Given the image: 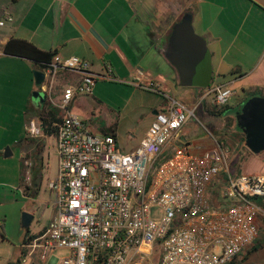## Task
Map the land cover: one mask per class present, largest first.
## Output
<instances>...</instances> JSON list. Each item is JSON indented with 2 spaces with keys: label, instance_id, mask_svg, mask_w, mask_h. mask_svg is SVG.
I'll list each match as a JSON object with an SVG mask.
<instances>
[{
  "label": "built area",
  "instance_id": "obj_1",
  "mask_svg": "<svg viewBox=\"0 0 264 264\" xmlns=\"http://www.w3.org/2000/svg\"><path fill=\"white\" fill-rule=\"evenodd\" d=\"M13 21L7 13L0 26ZM91 67L69 57L44 71L45 96L63 112L55 124L59 169L49 182L55 215L25 245L28 255L45 259L68 248V256H53L59 264H226L255 244L262 210L254 199L264 197V175H233L227 144L216 140L198 154L181 135L197 121L200 104H227L234 83H214L190 106L137 68L130 83L162 93L164 103L138 147L126 152L116 136L70 113L73 101L91 96L98 81L116 80L110 65L102 73ZM64 70L79 76L61 84ZM26 131L30 138L43 135L38 120Z\"/></svg>",
  "mask_w": 264,
  "mask_h": 264
},
{
  "label": "crops",
  "instance_id": "obj_2",
  "mask_svg": "<svg viewBox=\"0 0 264 264\" xmlns=\"http://www.w3.org/2000/svg\"><path fill=\"white\" fill-rule=\"evenodd\" d=\"M187 12L193 14L194 29L207 40L212 55V78L205 89L232 81L238 104L248 92L264 93V0H0V20L7 13L14 18L0 26V50L11 38L24 39L55 52L56 63L79 57L91 63L94 73H102L110 65L113 76L125 84L141 68L163 93L174 95L171 82L177 89L184 86L164 50L174 23ZM36 71L28 59L0 56L1 157L6 145L17 148L25 143L29 147L26 126L32 119L39 121L45 98L42 85L36 82ZM184 88L193 89L183 92L185 98L203 96L200 87ZM77 98L69 110L78 116ZM155 110L151 113L153 119ZM148 130L135 147L122 149L135 150ZM24 132L25 139L20 141ZM189 143L196 153L203 148ZM40 166L45 168L41 158ZM246 175L264 173L255 169ZM52 207L49 222L55 215L53 202ZM262 263L248 260L245 264ZM49 264L59 262L52 256Z\"/></svg>",
  "mask_w": 264,
  "mask_h": 264
},
{
  "label": "rangeland",
  "instance_id": "obj_3",
  "mask_svg": "<svg viewBox=\"0 0 264 264\" xmlns=\"http://www.w3.org/2000/svg\"><path fill=\"white\" fill-rule=\"evenodd\" d=\"M171 85L175 88L174 96L180 97L186 104L202 102L200 95L196 98L183 96V92L193 89L181 86L177 89L173 82ZM163 103L162 93L140 89L134 84H125L118 79L100 80L94 86L91 96H78L75 111L78 108V117L89 122L98 131L109 130L112 125L117 124L115 128L118 144L128 150L135 147L138 140L150 129L154 120L151 113ZM203 104H200L195 113L197 121L190 120L183 129V137L186 140L203 147L197 153L202 154L214 148L216 139L223 140L231 150L228 154V165L233 175H243L255 169L264 173V151L259 154L252 153L246 147L243 131L238 127V96L229 99L231 109L227 115L220 118L205 112ZM57 110L63 114L61 110ZM25 135L24 132L20 141L25 139ZM46 137L44 134L36 138L29 137V147L25 143L17 148L6 145L2 153L9 151L11 155L0 156V224L6 237L5 240L0 237V264L16 263L22 259L23 252L27 255L22 264H49L52 256L62 259L69 255L68 248H59L45 259L40 255L31 257L23 246V239L27 235V228L22 222L24 214L34 217L28 228L30 236L37 235L53 214L52 202L55 196L49 188V182L58 175L59 160L55 137ZM40 158L43 159L44 169L40 166ZM256 204L262 210L258 219V240L261 247L249 261L264 262V200H258Z\"/></svg>",
  "mask_w": 264,
  "mask_h": 264
},
{
  "label": "water",
  "instance_id": "obj_4",
  "mask_svg": "<svg viewBox=\"0 0 264 264\" xmlns=\"http://www.w3.org/2000/svg\"><path fill=\"white\" fill-rule=\"evenodd\" d=\"M164 55L179 73L181 85L208 86L212 78V55L207 40L196 33L193 14L187 12L174 23ZM38 85L45 80L43 70L35 72ZM154 114H157L155 110ZM239 128L245 135L246 147L254 154L264 151V96L251 97L236 114ZM11 152L7 151L8 157ZM34 217L24 214L23 225L30 227Z\"/></svg>",
  "mask_w": 264,
  "mask_h": 264
},
{
  "label": "trees",
  "instance_id": "obj_5",
  "mask_svg": "<svg viewBox=\"0 0 264 264\" xmlns=\"http://www.w3.org/2000/svg\"><path fill=\"white\" fill-rule=\"evenodd\" d=\"M3 51H4V54L10 55V56L28 59L34 63L37 70H43V71H46L52 67L53 63L55 62L56 56H57L55 52L42 50L38 48L36 45H34L33 43L27 40H24V39H19V38H11L6 43ZM78 76L79 75L69 70H64L60 72L61 81H66L67 83L74 82L78 78ZM205 88L206 86H201L200 87L201 92L202 91L205 92L206 90ZM256 95L264 96V93L260 90H256L254 92H248L243 102L236 106L237 110L240 111L241 108L244 106V104L251 97L256 96ZM203 105H204L205 112H207L211 116L219 117V118L227 115L231 109L228 103L225 105H210L205 101ZM38 118L42 126L43 134L47 137L56 136L57 127L55 126V124L61 122L63 120V116L62 114L58 113L57 108H55L49 102L46 96L44 98V103L42 105ZM116 125L117 124L112 125L109 130H101V133L113 134L114 136L117 137V131L115 128ZM26 139L29 140L30 138L27 136ZM216 140L219 144L221 143L226 144V142L223 140H219V139H216ZM254 200L256 202L258 200H264V197L255 198ZM0 237L2 238V240L6 239L5 232L3 231V226L1 224H0ZM35 237L36 235L30 236L29 229H27V235L23 239V246L29 244V242H31ZM259 243L260 242L257 239L255 244L249 247L244 253L236 256L232 261L226 264H245L249 260L250 256H252L253 254L259 251L261 247ZM26 255L27 253L23 252L22 259H19L16 263H11V264H22Z\"/></svg>",
  "mask_w": 264,
  "mask_h": 264
},
{
  "label": "flooded vegetation",
  "instance_id": "obj_6",
  "mask_svg": "<svg viewBox=\"0 0 264 264\" xmlns=\"http://www.w3.org/2000/svg\"><path fill=\"white\" fill-rule=\"evenodd\" d=\"M238 123V122H237ZM239 127V126H238ZM241 130V129H240ZM242 131V130H241Z\"/></svg>",
  "mask_w": 264,
  "mask_h": 264
}]
</instances>
